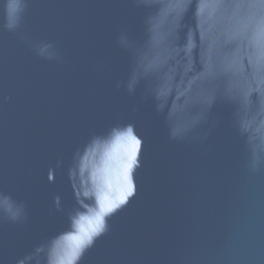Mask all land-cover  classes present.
Here are the masks:
<instances>
[{"label": "water", "instance_id": "1", "mask_svg": "<svg viewBox=\"0 0 264 264\" xmlns=\"http://www.w3.org/2000/svg\"><path fill=\"white\" fill-rule=\"evenodd\" d=\"M26 4L8 31L0 0V195L24 206L0 209V264L67 229L76 151L127 124L136 195L81 264H264V91L235 18L218 0Z\"/></svg>", "mask_w": 264, "mask_h": 264}, {"label": "clouds", "instance_id": "2", "mask_svg": "<svg viewBox=\"0 0 264 264\" xmlns=\"http://www.w3.org/2000/svg\"><path fill=\"white\" fill-rule=\"evenodd\" d=\"M218 7L235 18L240 47L254 66L251 83L257 91H264V0H218ZM3 8V27L17 30L27 8L26 0H3ZM50 48L39 47V55L52 59ZM113 145L121 149L118 158L113 154ZM141 145L135 126L127 124L92 136L78 149L68 171L77 207L68 215L67 229L41 243L18 264H81L85 253L107 233L109 219L136 195L134 173L140 167ZM258 164L259 160L254 159L252 168ZM53 180L54 171L50 169L48 181ZM55 205L59 210L58 196ZM0 209L13 222L24 218V206L10 197L0 195Z\"/></svg>", "mask_w": 264, "mask_h": 264}]
</instances>
